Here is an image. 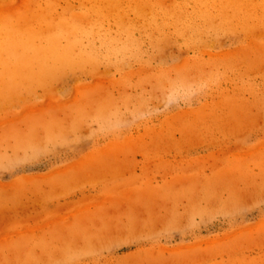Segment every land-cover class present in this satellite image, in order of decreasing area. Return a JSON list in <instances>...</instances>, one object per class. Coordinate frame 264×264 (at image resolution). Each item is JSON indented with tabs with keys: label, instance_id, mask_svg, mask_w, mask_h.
Returning <instances> with one entry per match:
<instances>
[{
	"label": "rangeland",
	"instance_id": "374dc122",
	"mask_svg": "<svg viewBox=\"0 0 264 264\" xmlns=\"http://www.w3.org/2000/svg\"><path fill=\"white\" fill-rule=\"evenodd\" d=\"M0 264H264V0H0Z\"/></svg>",
	"mask_w": 264,
	"mask_h": 264
},
{
	"label": "bare ground",
	"instance_id": "6f19581e",
	"mask_svg": "<svg viewBox=\"0 0 264 264\" xmlns=\"http://www.w3.org/2000/svg\"><path fill=\"white\" fill-rule=\"evenodd\" d=\"M56 38V37H55ZM49 40H51L52 38H48ZM48 42V41H47Z\"/></svg>",
	"mask_w": 264,
	"mask_h": 264
}]
</instances>
